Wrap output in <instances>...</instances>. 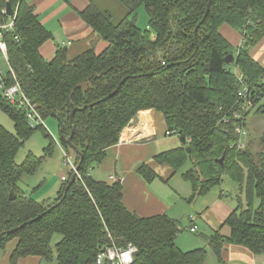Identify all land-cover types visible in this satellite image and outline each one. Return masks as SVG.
Listing matches in <instances>:
<instances>
[{
    "label": "trees",
    "instance_id": "1",
    "mask_svg": "<svg viewBox=\"0 0 264 264\" xmlns=\"http://www.w3.org/2000/svg\"><path fill=\"white\" fill-rule=\"evenodd\" d=\"M88 1L77 13L106 46L99 52L91 46L72 58L61 47L46 60L39 48L52 33L40 22L35 5L0 0V11L7 4L17 10L18 39L8 37L7 47L16 81L44 120L56 119L58 145L73 154L79 174L69 184L70 171L53 198L38 201L26 194L19 180L38 170L55 140L43 126L30 128L25 115L0 95V110L14 129L0 124V250L16 240L9 264L27 257H37L38 264H94L105 246L128 244L136 247L132 264H204L206 247L183 250L176 245L183 230L179 220L166 213L137 215L124 205L119 179L91 174L106 150L118 143L123 128L146 109L162 114L166 131L186 138L185 145L153 158L189 183V203L221 185L224 176L237 186V203L224 221L229 235L214 231L204 237L218 264H225L224 243L264 255V130L256 151L246 128L253 108L264 114V65L250 54L264 37V0H117L126 10L119 22ZM141 6L147 29L136 24ZM5 18L0 13V21ZM223 24L241 35L237 48L220 32ZM229 54L234 58L227 63ZM77 105L81 108L73 115L71 141L81 160L66 142L69 115ZM238 126L247 133L243 147ZM39 129L49 139L44 154L28 153L16 163L19 148ZM136 171L148 182L158 177L146 164ZM54 234L60 239L52 244Z\"/></svg>",
    "mask_w": 264,
    "mask_h": 264
},
{
    "label": "crops",
    "instance_id": "2",
    "mask_svg": "<svg viewBox=\"0 0 264 264\" xmlns=\"http://www.w3.org/2000/svg\"><path fill=\"white\" fill-rule=\"evenodd\" d=\"M30 1L35 5V13L40 22L47 29L48 25L52 23L60 26L61 37L54 36L53 32L48 29L52 33V37L39 48L41 55L46 60H50L56 50L61 47H65L67 56L72 58L91 46L96 52L101 51L106 46V41L92 32L77 13L78 10L83 9L88 4V0ZM144 14L143 9L137 13L136 24L141 29L143 27L148 28V22L144 23V19L140 21V17L145 18ZM220 32L234 47L237 48L241 44V35L229 25L223 24L220 27ZM250 54L254 60L264 65V37L251 48ZM165 128L166 124L160 112L151 109L140 110L121 131L118 143L106 150L104 159L91 170V174L93 172L94 175L92 176L100 180L119 179L122 184L124 205L139 216L166 213L179 220L182 228L188 230L190 216H194L193 225L196 226V230L192 233L199 231L197 237H193V239L189 237L180 238L178 235L175 242L183 250L206 247L208 251L204 264H218L215 254L208 248L204 237L214 231H218L223 236L229 235L230 229L224 224V221L237 203L234 199L237 192L232 197L233 188L230 186L229 189L231 190H228V188H224L222 183V186H219L220 192L213 191V188L207 195L196 198L189 203L186 199L191 193L190 185H188V189L185 185L179 184L180 180L176 177L178 172L173 173L169 165L157 163L153 158L162 150L165 151V149L182 145L179 136H177L181 145L177 142V145L173 146V142L167 137L171 134L166 135L167 128ZM141 164H146L152 168L158 177L150 182L146 181L136 171V168ZM179 176H181L180 173ZM23 179L24 177L19 180V187L28 194V190H26L28 186H21ZM176 181L178 182L176 183ZM45 193L40 196L43 197L46 195ZM29 195L34 198L33 195L35 194ZM34 199L41 201L40 197ZM182 204H186L188 207L186 208ZM15 244L16 240H12L4 249L0 250V264H9V254ZM221 256L225 264H264V255H254L241 245L224 243ZM38 263L37 257H27L18 261V264Z\"/></svg>",
    "mask_w": 264,
    "mask_h": 264
},
{
    "label": "rangeland",
    "instance_id": "3",
    "mask_svg": "<svg viewBox=\"0 0 264 264\" xmlns=\"http://www.w3.org/2000/svg\"><path fill=\"white\" fill-rule=\"evenodd\" d=\"M93 1L96 3V5L101 10L109 11L112 14L113 22H119L121 20V18H123L124 13L126 12L125 8L117 0H93ZM140 9H143V11H145L143 6L138 8V11ZM138 11H137V13H138ZM144 15H145V18L140 17V21H141V19L142 20L144 19L145 20L144 23H147L148 22V19H147L148 16H146L147 15L146 13ZM137 20H136V22H137ZM48 29H50L53 32L54 36L61 37V30H60L59 25L52 23V24L48 25ZM143 29H145V28L143 27ZM0 65L2 67V70L4 72H6L8 69V65L3 60V58H0ZM230 68L234 72H237V68L234 65H230ZM262 101H264V99ZM254 110H255V108H253L251 110L249 116L247 117L246 128L248 130V134H249L250 140L252 142L253 149L258 151V150H260V145L258 143V139L264 130V114L263 113H256L255 114ZM0 124L2 126H4L7 130H9L11 132L14 131L12 119L6 113H4L1 110H0ZM44 127L48 131L50 136H52V138L55 140V143L53 144L51 152L44 156L38 170L32 175H24L23 176L24 179L22 180V184H21V186L22 185L28 186V189H26V190H28L27 191L28 194L33 193V194H35V195H33V197L34 198L40 197V200L46 199L47 197L53 198L54 196H56L58 189L61 187V185L63 183V181L61 180V177L65 176L67 178L70 171H71L70 166L68 164H64L65 157H64L62 149L58 145L59 138H58V132H57V121H56V119L53 117L46 118L44 120ZM167 137H168V139H171V142H173V146L177 145V142H179L176 134H171ZM48 143H49V139H48V137H46L43 134L42 130L39 129V130L33 131L31 133V135L29 136V138L24 142V144L17 151L16 156H15L16 163L23 162L28 153H32L35 156H42L44 154V148L47 146ZM178 144L181 145L180 142ZM73 159H74V156L72 157V161H73ZM188 166H189V161L185 164L182 171L184 169L188 168ZM179 173L180 172H178L176 175L177 179L180 180V181L178 180L179 184H181L182 186L185 185L186 188L188 187V189H189V186H188L189 184L184 179H182L181 176H179ZM92 175H94L93 172H92ZM178 181H176V183ZM25 186H24V188H25ZM219 186L220 185L215 187L213 189V191L216 190L217 192H220V187L222 185L220 187ZM223 186H224V188H228V190H231V189H229L230 186L233 188L232 192H231L232 197H233L234 193L237 191L236 184L234 182H232L227 176H224L223 177ZM36 191H38V192L35 193ZM44 192H46L45 193L46 195L41 197L40 195ZM188 192H189V190H188ZM240 197L243 200V202H245L244 195L242 194V195H240ZM234 199H235V197H234ZM182 205H185L186 208L188 207V205H186V204H182ZM198 233H199V231H197L196 233H192L190 230L183 228V230L179 233V237L180 238L189 237L190 239H193V237H197ZM59 239H60V235L54 234L53 238H52V244L56 243ZM175 243L178 247L180 246L179 244H177V242H175ZM179 248H181V247H179ZM185 250H187V249H185ZM189 250H191V249H189ZM41 264H55V262L42 260Z\"/></svg>",
    "mask_w": 264,
    "mask_h": 264
},
{
    "label": "built area",
    "instance_id": "4",
    "mask_svg": "<svg viewBox=\"0 0 264 264\" xmlns=\"http://www.w3.org/2000/svg\"><path fill=\"white\" fill-rule=\"evenodd\" d=\"M12 15H8L7 8L1 9V15H5L6 18L0 21V58L7 63L8 69L6 72L2 70L0 65V95L17 111L23 113L26 117L27 124L30 128H35L38 126L44 127V119L39 113L36 104L26 95L22 90L20 84L16 81L15 73L10 67L9 57L7 52L8 47V37H12L14 40L18 39V35L14 33L15 31V19H16V9H12ZM11 83V81H13ZM237 133L240 134L239 146H244V138L246 137V129L242 126L236 127ZM166 135L175 134L174 131H166ZM61 148V146H60ZM64 154V164H68L71 168L72 173L79 176L74 163L72 161L73 154L66 152L61 148ZM63 181L66 180L65 176H62ZM194 216H190V220H193ZM191 222V221H190ZM191 232L196 230V226L191 224L189 227ZM136 251V247L132 244H128L126 247H117L115 245L105 246L102 251L97 255L94 264H132L133 253Z\"/></svg>",
    "mask_w": 264,
    "mask_h": 264
},
{
    "label": "water",
    "instance_id": "5",
    "mask_svg": "<svg viewBox=\"0 0 264 264\" xmlns=\"http://www.w3.org/2000/svg\"><path fill=\"white\" fill-rule=\"evenodd\" d=\"M208 1H209V0H208ZM6 8H7V13H8V15H12V13H13L12 7H11L9 4H7V5H6ZM208 10H209V2L207 3L206 9H205V14L203 15V17H202V19L200 20V22H202V21L204 20L206 14H207V12H208ZM64 48H65V47H64ZM233 58H234L233 55H232V54H229V55H227V56L225 57V61H226L227 63H228V62H232V61H233ZM117 89H118V87H117V88H116L111 94H114V93L117 91ZM111 94H110V95H111ZM80 108H81V107H80L79 105H77V106L74 107V108L71 110V112H70V115H69V123H70V126H71V131H70L69 136L66 138V142L68 143V145L71 147V149L77 154V156H78L79 159L81 160V158H82V153H81V151H79V150L73 145V143H72V141H71V137H72V134H73V125H72V123H73V115H74L75 111L79 110ZM179 139H180V142H181L183 145H185V144L187 143L186 138H185L184 136H180ZM186 151H187V152L189 151V147H188V146L186 147ZM219 160L222 161V158H220ZM76 169H78V165H77ZM75 177H76V174L73 173V174L71 175V177H70L69 184L72 183V182L74 181ZM9 198H10V199H14V198H15V195H14L11 191L9 192ZM40 216H41V215H38L36 218H39ZM33 220H34V219H33ZM23 225H24V223L21 224V225H19L18 227H15V228L12 229V230H16L17 228H19V227H21V226H23ZM12 230H11V231H12ZM1 236H2V234H0V238H1Z\"/></svg>",
    "mask_w": 264,
    "mask_h": 264
}]
</instances>
